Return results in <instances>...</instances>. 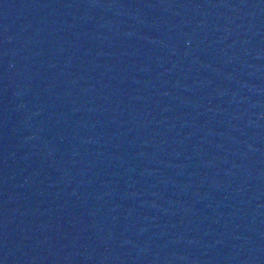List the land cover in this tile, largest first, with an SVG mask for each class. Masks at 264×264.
<instances>
[{
    "label": "water",
    "instance_id": "water-1",
    "mask_svg": "<svg viewBox=\"0 0 264 264\" xmlns=\"http://www.w3.org/2000/svg\"><path fill=\"white\" fill-rule=\"evenodd\" d=\"M0 264H264V0H0Z\"/></svg>",
    "mask_w": 264,
    "mask_h": 264
}]
</instances>
